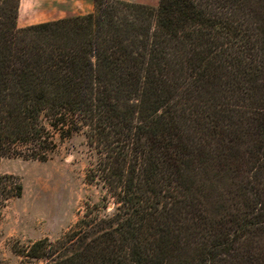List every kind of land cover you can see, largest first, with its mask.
<instances>
[{"label":"trees","instance_id":"obj_1","mask_svg":"<svg viewBox=\"0 0 264 264\" xmlns=\"http://www.w3.org/2000/svg\"><path fill=\"white\" fill-rule=\"evenodd\" d=\"M20 0H0V164L5 156L48 161L56 136L84 132L96 154L87 173L107 192L56 241L18 250L46 264H217L229 237L189 258L181 222L200 199L186 178L211 158L186 143L199 106L246 104L259 115L252 140L264 154V29L249 0H160L157 8L95 0V9L20 28ZM262 20V21H261ZM260 63L253 95L236 96L231 73ZM222 156V155H221ZM22 184L0 172V209ZM115 209L107 214V201ZM104 211V212H103ZM182 243L185 246H182Z\"/></svg>","mask_w":264,"mask_h":264},{"label":"rangeland","instance_id":"obj_2","mask_svg":"<svg viewBox=\"0 0 264 264\" xmlns=\"http://www.w3.org/2000/svg\"><path fill=\"white\" fill-rule=\"evenodd\" d=\"M123 1L155 8L160 2ZM249 2L259 12L264 29V0ZM94 9L95 0H20L17 25L23 28L86 15ZM245 64L237 65L231 73L236 96L254 92L250 81L261 64L253 67ZM199 112L195 121L198 126L183 122L182 134L191 148H200L211 158L197 160L186 171L200 203L187 218L173 217L181 222L179 231L174 233L179 238L190 235L189 260L197 249L208 250L229 237L232 251L221 255L217 264H264V154L258 151L249 154L253 149L249 140L235 156L223 155L229 139L237 144L255 131L259 115L246 104L218 106L212 101L202 103ZM56 143V150L46 162L14 155L1 159V174L17 178L23 194L0 209V264H46L26 259L17 252L42 239L56 241L85 212L106 203L105 189L87 179L96 154L84 132L67 139L57 135ZM107 203L105 212L112 214L114 200Z\"/></svg>","mask_w":264,"mask_h":264}]
</instances>
